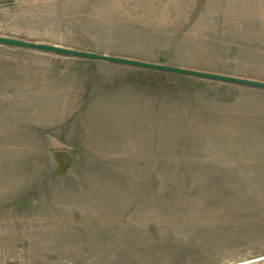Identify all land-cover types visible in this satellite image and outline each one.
I'll use <instances>...</instances> for the list:
<instances>
[{
    "label": "rangeland",
    "instance_id": "1",
    "mask_svg": "<svg viewBox=\"0 0 264 264\" xmlns=\"http://www.w3.org/2000/svg\"><path fill=\"white\" fill-rule=\"evenodd\" d=\"M0 36L264 82V0H0ZM0 264H264V90L0 45Z\"/></svg>",
    "mask_w": 264,
    "mask_h": 264
},
{
    "label": "water",
    "instance_id": "2",
    "mask_svg": "<svg viewBox=\"0 0 264 264\" xmlns=\"http://www.w3.org/2000/svg\"><path fill=\"white\" fill-rule=\"evenodd\" d=\"M0 45L25 48V49H33V50L55 53V54H60V55H65V56H70V57L95 60V61L118 65V66H126V67L140 68V69H146V70H153V71H158V72L183 75V76L192 77V78L213 80V81H218V82H224V83L235 84V85L245 86L249 88L264 90V82L236 78V77H231V76H226V75L201 72V71H195V70L184 69L180 67H173V66H168V65H163V64L142 62V61H138L135 59L123 58V57H118V56L98 54V53H89V52L77 51V50L67 49V48L58 47V46L31 43V42L20 41L17 39H12V38H7V37L0 36Z\"/></svg>",
    "mask_w": 264,
    "mask_h": 264
}]
</instances>
